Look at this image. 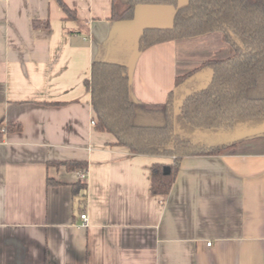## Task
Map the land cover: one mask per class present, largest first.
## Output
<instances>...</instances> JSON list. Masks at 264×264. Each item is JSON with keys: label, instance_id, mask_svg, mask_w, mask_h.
Masks as SVG:
<instances>
[{"label": "crops", "instance_id": "1", "mask_svg": "<svg viewBox=\"0 0 264 264\" xmlns=\"http://www.w3.org/2000/svg\"><path fill=\"white\" fill-rule=\"evenodd\" d=\"M62 2L74 18L56 0H0V124L20 125L0 141V264H264V136L183 158L159 197L151 166L172 158L134 155L92 124L83 82L102 47L170 27L173 8L138 5L133 20L114 21L113 0ZM180 43L193 42L135 57L138 103H165L178 76L216 60L179 55ZM64 162L86 163L85 176Z\"/></svg>", "mask_w": 264, "mask_h": 264}, {"label": "trees", "instance_id": "2", "mask_svg": "<svg viewBox=\"0 0 264 264\" xmlns=\"http://www.w3.org/2000/svg\"><path fill=\"white\" fill-rule=\"evenodd\" d=\"M56 1L67 18H74L62 0ZM138 5L171 6V26L144 28L127 63L109 60L112 37L92 62L83 86L90 94L97 132L111 134L117 146L134 155L172 158L170 165L151 166V194L163 197L170 193L183 158L223 155L263 127L264 0H187L181 7L176 0H113L111 19L133 20ZM33 27L48 23L35 21ZM210 33L222 34L231 49L229 57L204 61L178 76L175 90L163 104L146 105L134 99L131 68L138 54L160 43ZM197 74L206 84L198 90L186 88L183 94L182 83ZM19 130V124H0V141L4 133ZM59 165L69 171L87 170L84 162ZM164 166L170 168L168 175Z\"/></svg>", "mask_w": 264, "mask_h": 264}, {"label": "rangeland", "instance_id": "3", "mask_svg": "<svg viewBox=\"0 0 264 264\" xmlns=\"http://www.w3.org/2000/svg\"><path fill=\"white\" fill-rule=\"evenodd\" d=\"M125 6V5H124ZM217 34V33H216ZM215 33H210L202 36H198L195 38L186 39L191 43V47L187 48V45L180 43L178 46L179 55L185 54H197V55H207L209 59H225L231 55V49L228 45L223 43V47H220L221 37L220 35H216ZM228 46V47H227ZM111 50L109 60L119 62V63H127L134 51V41L131 36L128 34L122 35H114L111 40ZM191 67V66H190ZM186 73V72H185ZM184 74V73H183ZM206 84V80L201 78V76L194 75L193 77L185 80L182 83L181 90L184 94L185 89L189 87H194L193 89H200ZM264 136V133H259L256 135H252L246 139V141H258Z\"/></svg>", "mask_w": 264, "mask_h": 264}, {"label": "water", "instance_id": "4", "mask_svg": "<svg viewBox=\"0 0 264 264\" xmlns=\"http://www.w3.org/2000/svg\"><path fill=\"white\" fill-rule=\"evenodd\" d=\"M259 133H264V125H263V127H261L260 129H258L257 131L250 133V136L256 135V134H259ZM163 173L165 175H168L170 173V168L168 166H164Z\"/></svg>", "mask_w": 264, "mask_h": 264}, {"label": "built area", "instance_id": "5", "mask_svg": "<svg viewBox=\"0 0 264 264\" xmlns=\"http://www.w3.org/2000/svg\"><path fill=\"white\" fill-rule=\"evenodd\" d=\"M92 124H94V122H92ZM80 175H81V178H83V177L85 176V173L83 172V173H81ZM81 219H82V221H83L84 223H86V221H87V217H86V215H81Z\"/></svg>", "mask_w": 264, "mask_h": 264}]
</instances>
